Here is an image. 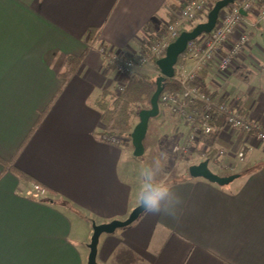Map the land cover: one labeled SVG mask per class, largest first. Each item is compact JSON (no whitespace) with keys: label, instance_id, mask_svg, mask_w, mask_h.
Listing matches in <instances>:
<instances>
[{"label":"crops","instance_id":"1","mask_svg":"<svg viewBox=\"0 0 264 264\" xmlns=\"http://www.w3.org/2000/svg\"><path fill=\"white\" fill-rule=\"evenodd\" d=\"M184 1L0 0V160L14 159L18 171L48 190L45 198H35L34 183L0 162V264H87L91 224L125 220L138 206V186L124 173L128 150L98 138L102 114L94 101L117 92L122 80L100 49L126 57L148 50V41L173 22ZM262 11L264 0H258L242 14L238 32L249 33L251 44L229 73L218 70V58L199 73L207 92L235 102L264 127ZM91 31L100 33L92 45ZM85 52L52 103L67 57ZM144 73L160 71L151 64ZM153 121L154 148L164 145L165 134L171 152L189 135L185 122L165 106ZM219 129L212 144L201 134L195 151L182 160L186 172L211 155L215 174L239 179L224 186L186 175L171 180L182 201L179 222L142 213L118 235L100 239L102 264H115V253L124 248L138 264H264V143L223 123ZM76 222L85 224L84 237L76 234Z\"/></svg>","mask_w":264,"mask_h":264},{"label":"built area","instance_id":"2","mask_svg":"<svg viewBox=\"0 0 264 264\" xmlns=\"http://www.w3.org/2000/svg\"><path fill=\"white\" fill-rule=\"evenodd\" d=\"M213 0H187L173 11L174 20L168 23L162 33L148 41V53L141 52L135 57H126L114 49L102 47L100 49L109 67H113L122 77L118 93L122 92L130 77L137 72H148L153 58L160 59L166 55L167 47L184 30H190V23L197 17L207 15L212 8ZM258 0H237L225 9L209 34H203L188 43L181 55V62L175 67V79L180 90L177 92H162L160 100L168 113L181 119L189 127V135L185 141L174 143L171 153L179 158L189 157L196 149L201 134L209 135L213 132L217 115L223 118V125L231 130H242L264 143V127L258 122L240 113L235 102L225 101L206 91L204 79L199 73L208 69L218 58V70L229 73L234 58L241 55L251 44V36L247 32H238L243 21L241 11H252ZM260 20L264 22V11L260 13ZM192 62L190 67L188 63ZM104 141L119 144L115 137L103 136ZM243 158V154H239ZM34 197L45 198L48 190L40 184L34 183Z\"/></svg>","mask_w":264,"mask_h":264},{"label":"trees","instance_id":"3","mask_svg":"<svg viewBox=\"0 0 264 264\" xmlns=\"http://www.w3.org/2000/svg\"><path fill=\"white\" fill-rule=\"evenodd\" d=\"M218 0H213L212 6ZM231 6L227 7L226 9L229 10ZM194 26L190 23V29ZM185 31V30H184ZM100 33L98 31H91L88 43L90 45L94 44L98 39ZM203 35V34H202ZM145 53H148V50H144ZM85 54H82L80 57L75 56H68L64 70L59 74L61 79V87L59 92L55 95L52 100V103L57 98L58 94L66 87V85L70 82L72 77L75 75L78 67L82 63ZM157 59L153 58L151 63L158 69L156 65ZM181 62V56L179 57L177 65ZM159 71V69H158ZM158 75H150L148 73L137 72L134 73L127 85L125 86L124 90L120 93L118 92H103L99 95L95 101L94 105L100 110L101 116V123H102V130L100 131L98 138L103 140V136L107 137H115L119 139V145L123 146L125 149L132 148L131 143V132L133 131L134 126L136 125V120L139 119V112L142 109L150 108L151 107V98L157 89L156 85V78ZM242 76V75H241ZM246 81V79H244ZM165 88L164 92H177L180 90V86L176 82L175 77L172 79H166L165 81ZM52 103L48 106L52 105ZM160 106V114L154 119H159L162 111H163V104L161 100L159 101ZM47 108V110H48ZM218 115V122L214 124V129L211 134L207 137V141L212 144L219 136L220 127L222 126L223 118L219 117ZM150 120L149 129L151 127ZM150 130H148L147 135L149 134ZM108 142V141H107ZM209 145V144H208ZM210 146V145H209ZM211 147V146H210ZM19 152V151H18ZM211 155H207V159H211ZM180 160H187V157L180 158ZM1 163L6 165V167L10 168L19 178L35 183L30 177L18 171L14 166L13 162L14 159L7 161L0 160ZM188 172V171H187ZM189 177V174L186 175ZM185 177V178H186ZM115 264H138V258L134 254V252L130 249L124 248L119 249L115 253Z\"/></svg>","mask_w":264,"mask_h":264},{"label":"water","instance_id":"4","mask_svg":"<svg viewBox=\"0 0 264 264\" xmlns=\"http://www.w3.org/2000/svg\"><path fill=\"white\" fill-rule=\"evenodd\" d=\"M237 0H218L207 14L205 22L198 23L190 30L183 31L178 38L169 44L166 50V55L157 60L156 65L160 74L156 78L157 89L151 98V107L142 109L139 112V121L134 126L131 132V143L133 147V156L141 157L145 153L144 141L146 140L149 130L150 120L156 118L160 114V96L165 88L166 79H172L175 76V67L178 63L179 57L184 53L189 42L195 40L202 34H209L215 28L222 12L234 4ZM244 14V11H241ZM209 159L202 161L199 164L191 165L188 168L189 176L193 178H204L212 183L224 186L239 178V175H230L221 177L215 174L209 168ZM143 210L136 206L127 219L113 220L108 223L97 224L92 223L93 235L89 244L90 254L87 264H99L97 261L98 245L102 234H111L119 228H124L135 222Z\"/></svg>","mask_w":264,"mask_h":264},{"label":"rangeland","instance_id":"5","mask_svg":"<svg viewBox=\"0 0 264 264\" xmlns=\"http://www.w3.org/2000/svg\"><path fill=\"white\" fill-rule=\"evenodd\" d=\"M206 19H207V15L197 17L196 20H194L192 22V24L195 27L198 23L205 22ZM149 66L144 67V69L149 68ZM154 119L155 118H153L151 120H154ZM138 121H139V119L136 120V124L138 123ZM153 122H152V126H151V134H148L146 137V140L144 141V145H145L144 155L141 157H133L132 156L133 147L127 149L128 150L127 156H126L125 162H124V167L127 171L124 173H125L127 180L132 181L135 186L139 185L140 170L145 163L151 164L154 168L159 167L158 179H162L163 182H165L167 184H169V182H171V180H176V179H179L181 176H185V175L189 174L188 172H186V170H187L186 163L184 161L180 160L179 157L172 155L171 152H168V149L166 148V146L170 143H167L168 140L166 139L165 134L162 137L163 139L162 138L160 139V140H165L164 145L163 144L158 145V147H156V148L152 147L154 145L153 136H154V133L156 131V125L158 123V122H154V123ZM160 140L158 142L155 141V143L160 144L161 143ZM157 162H158V164H157ZM210 166H212V165H210ZM75 225H76V229H77L76 234L78 236H82L84 234L83 230H84L85 224L80 223V222H76ZM91 226H92V224H91ZM92 228H93V226H92ZM124 229H126V228H119L115 232H113V234L116 233V235H118ZM92 234L89 237L90 240L92 238ZM107 235H110V234H102L100 239L101 238L103 239L104 237H108ZM87 236H89L88 233H87ZM83 237H84V235H83ZM100 257H101L100 255L97 256V261H99L101 263Z\"/></svg>","mask_w":264,"mask_h":264},{"label":"clouds","instance_id":"6","mask_svg":"<svg viewBox=\"0 0 264 264\" xmlns=\"http://www.w3.org/2000/svg\"><path fill=\"white\" fill-rule=\"evenodd\" d=\"M158 164V162H157ZM159 167L145 163L140 170V181L135 194L136 203L146 216H165L179 222L181 199L167 183L158 179Z\"/></svg>","mask_w":264,"mask_h":264}]
</instances>
